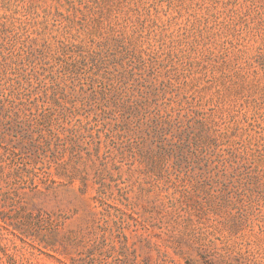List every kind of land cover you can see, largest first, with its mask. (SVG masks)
<instances>
[{"label":"rangeland","instance_id":"rangeland-1","mask_svg":"<svg viewBox=\"0 0 264 264\" xmlns=\"http://www.w3.org/2000/svg\"><path fill=\"white\" fill-rule=\"evenodd\" d=\"M0 21L45 84L0 89L17 103L0 111V264H264V0H0ZM90 49L120 60L92 74ZM119 90L151 103L130 115Z\"/></svg>","mask_w":264,"mask_h":264},{"label":"trees","instance_id":"trees-1","mask_svg":"<svg viewBox=\"0 0 264 264\" xmlns=\"http://www.w3.org/2000/svg\"><path fill=\"white\" fill-rule=\"evenodd\" d=\"M4 24L3 21H0V26H2ZM0 33H3V29L0 28ZM2 37V36H0ZM5 38V36L3 37ZM62 44V50L64 53H70L71 51H73L74 49H78L79 46L70 42V43H61ZM11 43H10V47H11ZM0 45V89L1 88H6V82L7 81H12L8 87L12 89V91H14V94L16 93V95H20V94H26L27 96L29 95V92H27V87L32 79L38 81V83H42L44 86L45 84L43 83V81L41 79L38 78L37 75H32V73H30L29 71H27L26 65L23 62V58L22 59H18L17 57L19 56L17 54V52H14V49L12 50L11 53L6 54V51H4L3 49H1ZM89 56H90V61L87 60V58L83 55V54H79L77 56L76 59V63L80 64L79 68H83L88 61L91 63H93L94 68L92 71V74H94V71L97 70V68L102 65V64H111V63H118V60H120L119 57H116L113 53L112 50L108 51L107 49L100 51L97 49H90V51L88 52ZM28 52L26 53L25 58H28ZM92 65V66H93ZM138 67V64H134L133 67L127 69L128 72H130V76H132L134 74V68ZM62 68H64V73L65 75L70 76V74L73 73V71H76L78 69V67H75L74 69L68 67V64L63 65ZM119 72V79H123V81L127 82L128 78H124L125 76L122 74L121 71ZM110 72H107V77H110ZM106 78V76H104ZM50 79H51V83H53V87L51 88V92L49 95V98L52 100V102L54 103L55 106L57 107H64L63 104L61 103V100L63 102H67V100L72 101L71 98L68 99V94H66L65 92V87L56 80V77L54 75H50ZM47 88H44V96L47 94L46 92ZM162 94L165 96L167 94V89H165V86L160 88ZM117 94H124L122 96L126 97L125 98V102L128 103L127 105V110L129 111L130 115L136 116L140 113L141 109L146 110L148 108V106L151 103V96H146V95H139V98H135L132 99V94H126L123 93L122 90L117 91ZM149 94H155V92H151ZM3 94L0 93V111L2 109H4L6 107V104L8 103V106L6 107V111L11 112L13 116L17 115V109L15 108V104L14 102V97H10L9 95L4 94V96H2ZM126 95V96H125ZM101 96L102 98L106 101V104H108L109 102H113L114 106L117 107V98L116 97H109L107 95V89H102L101 90ZM167 102L169 103L172 101V96H169L168 98L165 97ZM21 99V98H20ZM19 105L24 106V108H26V104L20 100L18 102ZM72 107V106H71ZM71 107H69V111L71 109ZM64 111V110H62ZM79 109L77 108V111L75 110V112H78ZM170 116V114H169ZM165 117V116H163ZM158 118H155L153 122H155V124H158L160 122H158ZM170 119L169 118H163L161 121V125L160 127H158L157 129V133L159 134V136L165 135L167 133V131L169 130L170 125ZM164 123H168V126H165ZM121 128V136L126 135L125 130L127 128V121L123 122L120 124ZM190 128V126L188 127V129ZM179 130V134H178V140L179 142L176 143V147H172L173 150H176L177 148V155L176 156H180L179 154L182 153L181 151V145H182V139L179 138V136L185 131V129L182 128H178ZM3 140V136H1L0 134V142H2ZM130 145V143H129ZM180 159H182V156L178 157Z\"/></svg>","mask_w":264,"mask_h":264}]
</instances>
